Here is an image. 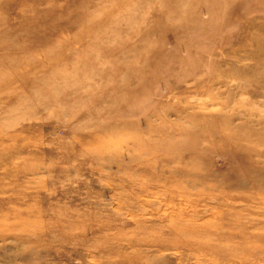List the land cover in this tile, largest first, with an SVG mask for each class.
Listing matches in <instances>:
<instances>
[{
    "label": "rangeland",
    "instance_id": "rangeland-1",
    "mask_svg": "<svg viewBox=\"0 0 264 264\" xmlns=\"http://www.w3.org/2000/svg\"><path fill=\"white\" fill-rule=\"evenodd\" d=\"M0 264H264V0H0Z\"/></svg>",
    "mask_w": 264,
    "mask_h": 264
}]
</instances>
